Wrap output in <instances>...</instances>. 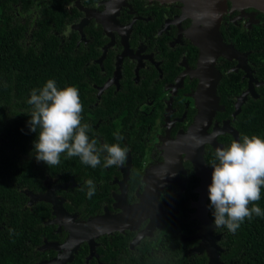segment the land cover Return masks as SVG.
Instances as JSON below:
<instances>
[{"label":"flooded vegetation","instance_id":"af4514ba","mask_svg":"<svg viewBox=\"0 0 264 264\" xmlns=\"http://www.w3.org/2000/svg\"><path fill=\"white\" fill-rule=\"evenodd\" d=\"M43 9L57 12L59 20L51 27L61 43L67 40V45H74L81 59L88 60L86 65L93 66L95 73L90 84L96 100L98 90L106 84L108 87L104 91L138 90L143 93L134 104L121 103L131 108V118L107 115L100 117L93 126L98 128L101 123L100 133H107L114 139L107 144L120 143L129 151L122 166L107 167L111 177L109 194L104 198L107 202L101 209L94 208L88 217L124 216L121 219L124 222L118 219L115 224L121 230L105 235L121 232L134 238L146 230L158 235L162 216H173L167 209L174 202L180 211L177 216H194L195 202L199 200L198 185L193 189L195 198L189 194L183 196L187 181L191 179L187 173L190 163L186 154H180L185 173H180L169 185L165 181L158 197L155 194L163 175L154 172L166 162V157L170 159L168 154L177 150L179 141V147H183L184 135L197 114L196 93L201 82L199 49L191 38L196 32L214 29L212 25L218 23L221 38L229 50L226 57L215 59L216 69L221 73L220 68H239L238 60H244L242 64L248 73L238 69L245 80L241 94L249 92L242 103L248 98L257 99L256 88L262 83L254 76L255 63L249 60H264V41L260 47L256 41L257 31L264 32V8L256 7L250 0H218L216 4L210 0H186V4L178 0H0V10L5 12L3 18L0 16V29L8 24L7 28L19 24L27 38L38 28ZM241 94L233 96L234 106ZM215 121L213 118L209 133ZM228 121L230 123L228 118L221 119L218 127ZM117 132L123 137L120 141L115 139ZM97 141L98 147L105 144L101 137ZM208 147L205 145L203 152L205 165L209 163ZM209 169H213L212 166ZM133 172L138 175L133 177ZM151 196L156 202L153 200L146 214L142 207ZM137 206L138 212H135ZM197 225L196 221L192 228ZM142 240L135 246L143 252L146 245L140 244ZM193 250L188 248L191 254ZM95 262L108 264L97 259Z\"/></svg>","mask_w":264,"mask_h":264},{"label":"trees","instance_id":"16d2710c","mask_svg":"<svg viewBox=\"0 0 264 264\" xmlns=\"http://www.w3.org/2000/svg\"><path fill=\"white\" fill-rule=\"evenodd\" d=\"M43 10L45 12L38 19V28L27 38L19 24L7 28L8 24L0 29V264H37L51 260L57 255L55 250L38 248L45 243L62 244L68 236L64 229L59 230L56 224L49 223L54 218L51 204L39 201L29 207L25 190L44 194L47 190L44 181L47 178L54 179L56 184L65 187L55 193L65 200L64 210L68 214L73 212L70 215L75 214L80 221L92 218L88 217L89 214L96 207L101 209L107 202L104 198L109 194L108 182L111 177L107 167H103V156L101 165L95 169L81 163L78 157L67 158L66 154H62L59 165L51 167L35 159L33 144L40 130L38 128L37 133L32 132L28 125L32 106L27 101L31 91L41 88L49 79H54L59 88L76 86L83 105L82 123L90 126V139L101 137L104 143L114 139L107 133H100L101 123L98 128L93 127L97 120L107 115L131 118V108H125L121 103L134 104L138 95H143L138 90L123 93L104 91L108 87L106 84L98 90L96 100L95 90L90 84L95 73L93 66L86 65L88 60L81 59L74 45H67V40L61 43L52 31L51 24H57L59 20L57 12ZM0 16L3 18L5 12L0 10ZM257 32L256 41L260 47L264 32ZM251 61L255 63L254 76L262 84L256 88L257 99L248 98L240 105L235 116L233 113L237 102L234 106L233 96L241 94L245 88L243 73L238 71L240 68L228 70L229 67H219L221 73L216 95L222 109L215 112L214 125L219 126L221 119L228 118L237 140L242 135L264 138V60ZM219 135L216 141L221 147L236 140L228 132ZM205 145L209 146L206 150L209 163L204 165L209 169L212 166L210 162H218L216 148ZM188 161L191 166L187 165V173L191 179L187 181L183 196L189 194L195 198L193 189L197 185V189L200 187V178L195 174L191 161ZM182 168L181 165L180 173H185ZM131 175L135 177L138 174L133 172ZM88 180L96 185V194L91 199L86 195ZM256 203L264 210V188L261 189V199ZM209 204L207 195V216L213 224L214 217ZM167 210L173 216H162L160 233H151L139 239H143L140 244L146 245L145 251L142 252L137 245L131 247L138 235L134 238L131 234L121 232L105 235L110 232L94 240L96 245L92 257L89 258L90 249L84 242L67 264H98L95 259L108 264H207L205 252H188V248L195 249L200 244V239L195 238L199 221L192 216H177V213L180 214L177 202ZM196 221L198 225L192 228ZM212 234L220 236L216 243L223 250L219 259L224 264H264V217L254 215L250 221L245 219L235 233L220 227L213 229Z\"/></svg>","mask_w":264,"mask_h":264},{"label":"clouds","instance_id":"9594fccd","mask_svg":"<svg viewBox=\"0 0 264 264\" xmlns=\"http://www.w3.org/2000/svg\"><path fill=\"white\" fill-rule=\"evenodd\" d=\"M27 103L32 106L30 131L40 130L33 144L38 162L56 166L61 163L62 154H66L67 158L78 157L81 163L95 169L106 153L103 167L125 163L129 151L126 146L105 143L98 147L97 140L90 139L91 128L82 123L83 105L76 86L59 88L54 79H49L41 88L31 91ZM114 136L117 141L123 139L118 132ZM215 157L218 162L212 165L208 186L213 225L235 233L245 219L250 221L254 215L264 217V210L256 203L264 188V138L242 135L225 147H217ZM85 187L87 198L91 199L96 185L88 180Z\"/></svg>","mask_w":264,"mask_h":264},{"label":"water","instance_id":"95a60500","mask_svg":"<svg viewBox=\"0 0 264 264\" xmlns=\"http://www.w3.org/2000/svg\"><path fill=\"white\" fill-rule=\"evenodd\" d=\"M164 1H171V0H164ZM186 4V0H178ZM253 2V5H255L258 8H264V0H250ZM214 25V24H213ZM193 43L196 45V47L199 49V62L201 64L199 65V77L201 79L198 91L196 93V99H197V114L195 117V121L190 127L187 134L184 135V137H188L191 142V152L187 153L186 159L190 160L195 174L197 177L200 178V187L197 189V192H199L200 188L204 185H210L211 179L209 181L208 177L206 178L207 174L212 173L213 170L208 169L205 167L202 154H203V148L205 144H209L214 148L221 147L217 141L216 137L219 134L223 133H231L234 138L236 139V133L232 128L229 126L228 122H224L223 127L219 128L217 124L214 125L212 132H208L209 127L211 126L212 119L215 115V112L218 110H221L222 108L219 107L218 99L216 97V87L220 78L219 72L215 69V59L219 56H227V52L229 48L224 44L219 29H218V23L214 25V29L206 32H196L194 33V38H191ZM239 64L238 67L244 69L248 73V69H246L242 63H244V60H238ZM248 77H250L248 75ZM251 81H249V87H251ZM249 92V91H248ZM242 94L241 98L238 99V102L236 104L235 112L233 113V116H235L240 109V103H242V100L245 99L246 93ZM181 137V136H180ZM201 140L203 142L201 143ZM237 140V139H236ZM199 145V146H197ZM168 157H166V160ZM166 167L170 166L169 161L165 164ZM178 166L177 171H175L176 176L175 178H172L170 181H175L176 177L179 175L180 172H182L181 164H180V157L179 160L177 158V164ZM170 181H167V184L169 185ZM48 182H55L54 179H46L44 181V185L46 189H48ZM164 185V184H163ZM56 189H62L65 188L61 184L56 185ZM25 194L29 197L28 206H32L33 204L44 201L52 206V214L54 216L53 220H51L49 223L56 224L58 229H64L68 236L65 239L64 243H45L44 246L38 248L39 250H45V249H53L57 252V255L55 258L48 260V261H42L37 264H67L70 263L74 257V254L77 252L78 247L80 244L86 242L90 249V255L89 258L94 255V247L95 242L94 240L98 238L100 235L105 233H110L115 230H121L120 228H117L115 224L108 223L104 225V228L102 231L97 232V227L99 225V220H94L93 218H89L86 221H76V222H70L67 223V221L71 220L70 218H66V221L63 223H60L57 220L58 214L56 215V211L54 210V203L55 202H61V207L64 211V213L68 214L64 208L63 203L64 199L60 196H57L55 194V191H48L44 194H33L30 191L25 190ZM207 197V195H206ZM206 197L205 202L202 204L204 205V211L201 212L197 218L194 217L199 221V225L197 227L198 233L195 236V238L200 239V244L198 247H196L193 251L194 253L201 254L202 252H205L208 257L207 264H224L220 261V253L223 252V250L217 245V241L220 239V236H214L212 234V231L214 228V225L210 221L209 217L207 216V208H206ZM50 201V202H49ZM200 202V197L198 202L195 204V208H199L198 203ZM198 210V209H197ZM196 210L195 214H198ZM70 215V214H68ZM71 217L75 218L77 220V216L71 215ZM103 218H107L108 216L104 215ZM114 219H117V217H113ZM73 225H78V227H73ZM64 226V227H63ZM93 227L92 229H90ZM144 235H151V232L145 231L143 233H140L135 240L131 243V247H133L140 238H142ZM211 237L214 238V242L211 240ZM208 238H210L211 241H208ZM62 251V252H61ZM88 258V259H89Z\"/></svg>","mask_w":264,"mask_h":264},{"label":"rangeland","instance_id":"374dc122","mask_svg":"<svg viewBox=\"0 0 264 264\" xmlns=\"http://www.w3.org/2000/svg\"><path fill=\"white\" fill-rule=\"evenodd\" d=\"M202 2H206V1H208V0H201ZM210 1H212L214 4H216V1H218V0H210ZM220 1V0H219ZM220 3V2H219ZM215 6V5H214ZM216 7V6H215ZM212 26H214V25H212ZM213 28V27H212ZM201 62L202 61H200L199 62V65L201 64ZM179 140H181V137H179ZM178 140V141H179ZM179 144H180V141H179V143H178V148H179V150H178V148H177V150L176 151H174L173 153H171V155L170 154H168L169 156H170V159L168 158L167 160H166V162H164L163 164H160L158 167H156V169H155V173L157 174V175H161V173H162V175H163V178H162V180L160 181V184L157 186V190H156V194H155V197H158L159 196V193H160V191L163 189V187H164V185H163V183L165 182V181H170L172 178H175V176H176V173H175V171H177V166H176V164H177V158H178V160H179V157H180V154L181 153H185L186 154V156H187V153H190L191 152V147H192V145H191V142H190V139L188 138V137H186L185 139H184V141H183V147H181V145H180V147H179ZM176 159V161H173V160H175ZM169 161V163H170V166L169 167H166L165 166V164L167 163ZM149 173V172H148ZM211 174L212 173H209V174H207V176H206V178L208 177V179H209V181H210V179H211ZM57 184H55V182H48V191L50 190V191H56L57 189V186H56ZM208 186H209V184L206 186V185H204L203 184V186L200 188V190H199V197H200V202L198 203V206H199V208H197L196 210H197V212H198V214H195L194 215V217L195 218H197V216H199L200 214H201V216H203L202 215V213L201 212H203L204 211V205L202 204L203 202H205V197H206V195H207V193H208ZM150 192V191H149ZM155 197L154 196H151V198L149 199V200H146L145 201V206H143L142 208H143V210H144V212L147 214L148 212H149V210H150V208L153 206V200H155V202H156V199H155ZM50 202V201H49ZM61 202H62V200L58 203V202H55L53 205H54V210L56 211V215L58 214V216H56L57 217V220L60 222V223H63V222H65L66 221V218H70L71 220H69V221H67V223H70V222H76V221H78V219L77 220H75V218H73V217H71V215H68V214H66V213H64V211H63V209H62V207H61ZM126 205V204H125ZM123 209V208H122ZM135 212H138V206L137 207H135ZM126 211V207L124 208V212ZM123 217L124 216H117V218L120 220V222H124V221H121V219H123ZM158 217V216H157ZM151 218H154V217H152L151 216ZM94 220H99V225H98V227L96 228L97 229V232L98 231H102L103 230V228H104V225L106 224V222H108V223H114V224H117V222H119V220H117V219H114L112 216H108L107 218H103V217H96V218H93ZM156 220L158 221V219L156 218ZM64 227V226H63ZM73 227H78V225H73ZM93 227H91L90 229H92ZM147 231V230H146ZM149 232V231H148ZM151 232V231H150ZM211 240L214 242V238H212L211 237ZM210 240V238H208V241H211ZM62 252V251H61ZM194 252V251H193Z\"/></svg>","mask_w":264,"mask_h":264}]
</instances>
